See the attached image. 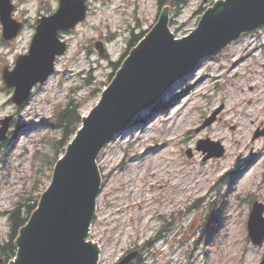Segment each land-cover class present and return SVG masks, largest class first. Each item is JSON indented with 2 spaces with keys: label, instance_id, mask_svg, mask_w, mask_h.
Here are the masks:
<instances>
[{
  "label": "rangeland",
  "instance_id": "rangeland-1",
  "mask_svg": "<svg viewBox=\"0 0 264 264\" xmlns=\"http://www.w3.org/2000/svg\"><path fill=\"white\" fill-rule=\"evenodd\" d=\"M216 1L184 0L171 9L157 0H86V18L61 32L67 49L54 72L17 107L2 68H13L17 55L27 53L36 19L51 14L58 0H12V16L23 24L5 40L0 23V119L12 116L0 146L1 243L9 232L8 211L34 203L50 182L47 163L61 155L50 145L60 137L49 126L53 114L72 101L86 115L99 100L98 88L114 77L109 62L121 59L131 31L147 32L163 8L180 38ZM96 40L104 42L105 58L98 56ZM206 139L223 153L204 159L196 147ZM96 161L101 186L89 237L100 245L98 264H115L128 253L127 264H138V257L139 264L259 263L264 238L253 244L247 221L251 202L264 204V25L201 58L116 133Z\"/></svg>",
  "mask_w": 264,
  "mask_h": 264
},
{
  "label": "water",
  "instance_id": "water-1",
  "mask_svg": "<svg viewBox=\"0 0 264 264\" xmlns=\"http://www.w3.org/2000/svg\"><path fill=\"white\" fill-rule=\"evenodd\" d=\"M13 9L11 0H0L2 36L7 40L22 26L12 17ZM86 11V0H58L53 13L37 18L28 52L17 56L12 69H2L3 84L13 88L11 100L17 106L28 100L37 83L54 72L56 57L67 48L59 33L75 28L85 19ZM262 25L264 0H218L203 12L195 29L176 38L163 8L157 22L123 60L98 103L82 117L65 153L53 166L37 207L20 228L16 255L8 264H97L100 245L86 238L88 230L91 234L101 185L96 164L100 150L201 58L214 55L242 33ZM94 47L100 57L106 56L103 41H95ZM11 117L0 119V142ZM196 149L206 153L204 159L223 153L218 143L208 139L199 141ZM187 153L190 155V150ZM263 212L264 205L254 201L247 221L248 236L254 244L264 238ZM131 257L129 253L116 264H126ZM259 264H264V256Z\"/></svg>",
  "mask_w": 264,
  "mask_h": 264
},
{
  "label": "trees",
  "instance_id": "trees-1",
  "mask_svg": "<svg viewBox=\"0 0 264 264\" xmlns=\"http://www.w3.org/2000/svg\"><path fill=\"white\" fill-rule=\"evenodd\" d=\"M157 3L159 6L161 5H168L171 9H177L180 4L184 3V0H157ZM202 7L199 8L201 10ZM145 31L141 32H134L131 31V35L127 40V48L125 49V52L121 55V59L116 61L109 62V65L112 66L115 71L119 68L121 61L123 58L128 54L129 50L136 45V43L141 39V37L144 35ZM112 76V73L110 74ZM86 82L88 84L92 83L91 78H87ZM105 83H103L104 85ZM97 90V89H96ZM99 91H101V88H98ZM79 105L75 104L72 101L67 102L63 107L58 109L54 114L53 117L50 119L49 126L51 129H56L59 131V139L52 138L50 145L52 148L57 149L58 146L62 149L61 153L64 152L65 146L70 140V138L74 135L77 128L81 124V113L78 111ZM59 156V155H58ZM58 156L52 158L51 161H49L47 164L49 165V168L52 169L53 163L57 160ZM47 155L43 154L40 158V161L42 164H45L47 162ZM50 177V176H49ZM34 203L32 205L28 204H17L16 207L8 211V226H9V232L7 234L6 240H4L2 243L0 242V256L2 257V262L0 264H7L10 259H12L16 253V243L15 240L17 238V235L19 233L20 227H22L25 222L27 221L30 213L34 210V208L37 205L38 198H34ZM214 202L211 203V205ZM22 206H21V205ZM223 203L221 204L222 207ZM220 207V208H221ZM212 210V208H211ZM209 215L207 216L208 221H214V219L210 218L212 213L209 211ZM217 222L214 223L217 224V227H221L222 223V212L219 214V216L214 217ZM140 262V258H138V264Z\"/></svg>",
  "mask_w": 264,
  "mask_h": 264
},
{
  "label": "bare ground",
  "instance_id": "bare-ground-1",
  "mask_svg": "<svg viewBox=\"0 0 264 264\" xmlns=\"http://www.w3.org/2000/svg\"><path fill=\"white\" fill-rule=\"evenodd\" d=\"M229 171V170H228Z\"/></svg>",
  "mask_w": 264,
  "mask_h": 264
}]
</instances>
